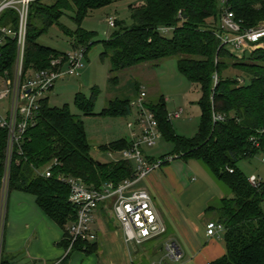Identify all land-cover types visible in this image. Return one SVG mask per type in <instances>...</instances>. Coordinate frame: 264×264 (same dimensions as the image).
<instances>
[{
    "label": "trees",
    "instance_id": "16d2710c",
    "mask_svg": "<svg viewBox=\"0 0 264 264\" xmlns=\"http://www.w3.org/2000/svg\"><path fill=\"white\" fill-rule=\"evenodd\" d=\"M36 0L30 8L24 56V74L50 67L54 58H66L55 50L39 44V38L53 26H60L70 36L75 50H89L101 43L103 60L111 64L109 84H120L118 74L158 65L169 58H178L179 72L201 89L198 106L201 110L199 131L194 138L177 137L167 113L164 97L148 107L155 114L162 139L173 143L175 151L159 159L177 157L196 161L220 185L229 191L214 213L225 228L226 255L211 264H264V192L248 183L239 168L243 160L264 154V39L253 51L240 59L239 55L222 46L217 37L222 14V0H135L129 5L133 24L115 23V33L109 41H96V34L82 28L84 20L96 10L107 8L115 0H54L41 6ZM234 20L243 31L257 29L264 23V0H227ZM72 13L76 31H69L61 20ZM17 14L5 12L0 26L12 22L17 28ZM213 20L216 22L210 24ZM162 29L173 31L168 38ZM17 56V42L8 37L0 46V77L12 80ZM229 69L240 76L226 75ZM116 75V76H115ZM144 87L136 85L138 94ZM100 91L92 96L76 97L78 110L89 116L94 112ZM131 98L110 100L101 113L103 117L122 118L132 115ZM223 115L225 121H214ZM7 132L0 128V213L3 181L7 170ZM131 147V141L120 140L102 146L105 153H118ZM156 158L148 157L149 161ZM8 194L21 192L36 198L38 207L65 230L76 222L77 207L70 202L71 189L64 179L81 180L90 189H101L108 183L118 186L133 178L135 168L130 162H99L92 156L84 122L71 113L68 106L51 107L49 98L34 127H30L20 147L16 148L9 167ZM51 177H46V172ZM232 171V172H231ZM97 245L78 241L72 251H97ZM0 264H9L2 256Z\"/></svg>",
    "mask_w": 264,
    "mask_h": 264
},
{
    "label": "built area",
    "instance_id": "2783aa9c",
    "mask_svg": "<svg viewBox=\"0 0 264 264\" xmlns=\"http://www.w3.org/2000/svg\"><path fill=\"white\" fill-rule=\"evenodd\" d=\"M36 0H0V20L5 12L12 11L17 14L18 24L14 29L12 22L6 26H0V46L8 37L17 42V56L12 80L0 77V102L8 100V105L0 110V128L8 135L7 140V170L3 181V200L8 192L9 167L17 147L24 141L30 127L37 123L42 102L48 98L58 81L67 77H80L79 71L86 58V50H74L66 58H54L50 67L37 72L24 74V56L27 41V31L30 16V8ZM222 14L218 27L217 37L221 39L222 46L230 48L238 55H244L253 51L264 39V23L257 29L243 31L241 25L234 20L227 6V0H222ZM109 25L115 27V20H109ZM163 33L170 31L162 29ZM144 90V89H143ZM132 113L137 115L135 121L127 124L131 132V147L116 154L108 153L114 162L126 161L135 163L133 178L127 179L115 186L108 183L101 189H90L81 180H60L71 189L70 202L77 207L76 222L67 227L71 244L68 251H72L76 242L94 243L98 240L97 234L92 226L95 221L97 210L102 204H110L112 213L124 233L125 242L141 246L151 240L160 238L167 234V223L156 208L150 193L138 187L141 181L147 179L152 173L160 171L166 164L173 162L177 157H168L165 160H148V154L144 147L153 148L160 140L162 133L159 130L155 114L148 107L147 94L142 91L140 95L131 102ZM183 110L172 116L180 118ZM223 115L214 116V121H225ZM264 162V159H263ZM232 172V171H231ZM51 172H46L50 178ZM249 185L259 192H264V179L261 176H249ZM264 207V202H263ZM1 217V214H0ZM2 226H0V262L2 256ZM225 228L218 222L211 221L207 224V233L211 237L220 236ZM167 257L178 262L182 254L174 246L167 247ZM211 264V263H209Z\"/></svg>",
    "mask_w": 264,
    "mask_h": 264
},
{
    "label": "crops",
    "instance_id": "0c3cea01",
    "mask_svg": "<svg viewBox=\"0 0 264 264\" xmlns=\"http://www.w3.org/2000/svg\"><path fill=\"white\" fill-rule=\"evenodd\" d=\"M126 140L131 141V132ZM158 172L138 187L150 193L167 223L166 235L131 249L135 244L125 242L123 231L112 218L111 205L102 204L92 226L98 236L92 243L97 245V251H68L64 246L65 230L38 207L34 196L7 192L5 200L2 195L0 213L5 258L9 264H152L150 259L159 253L158 240L166 246V255L159 264H169L166 259L175 264H209L224 258V234L211 237L207 233V224L218 222L216 215L207 210L218 207L224 198L221 187L214 183L217 181L193 160L173 161ZM189 174L196 176L190 178ZM200 224L205 226L203 237L199 236ZM169 245L180 251L181 261L167 257Z\"/></svg>",
    "mask_w": 264,
    "mask_h": 264
},
{
    "label": "rangeland",
    "instance_id": "374dc122",
    "mask_svg": "<svg viewBox=\"0 0 264 264\" xmlns=\"http://www.w3.org/2000/svg\"><path fill=\"white\" fill-rule=\"evenodd\" d=\"M53 2L54 0H43L40 5L50 6ZM134 2L135 0H115L113 5L91 13L82 23V28L96 34V41H109L117 28L111 27L108 21L112 19L115 20V22H124L126 26H131L133 21L129 13V5ZM72 16V13H67L61 20V25L69 31H76L77 26L72 21ZM209 23L216 25V22L213 20ZM164 35L171 38L173 36V31H168ZM38 42L40 45L64 55L73 54L75 50L70 36H68L60 26H53L50 28L46 34H43L39 38ZM103 52L104 48L101 43L93 46L82 63V69L79 71L80 77H67L63 81H58L54 90L48 95L51 107L63 108L64 106H68L71 113L78 116V118L84 122L85 131L92 147V156L97 161L105 163L113 162L114 159L110 158L109 155L100 150V148L121 138H130V130L127 124L135 121L137 118L135 113L129 117L122 118L101 116L108 102L116 98H131L135 100L142 91L147 94V102L150 101L152 104L157 103L161 97H164L167 103L168 116L183 110L180 118L172 116L171 124L177 137L191 139L196 136L201 122V110L198 106V102L201 99L202 93L198 85L189 82L179 72L177 65L178 58H169L155 66L151 65L133 70L132 72L118 74L117 76L120 77V84L117 88L113 89L109 84L111 64L109 60H103L101 58ZM242 57L243 55H239L240 59ZM226 75L235 77L240 76L241 73L229 69ZM136 85H142L144 90L137 94L135 92ZM94 89H98L100 93L93 114L87 116L78 110L76 97L81 94L85 98H90L92 96V90ZM8 102V100L0 102V110L6 108ZM144 150L149 157L154 156L156 158H161L165 155L174 153L175 146L173 143H169L165 139H162L155 147H144ZM119 158L120 155L116 154L115 159L118 160ZM263 159L264 154L261 153L253 159L241 161L239 163V168L247 177L255 175L261 176L264 179ZM174 161L178 162L181 160L175 159ZM132 165L135 167L134 162H132ZM189 176L191 178L196 175L189 174ZM214 183L221 187L224 198L230 196L229 191L220 185V183L218 184V182L215 181ZM199 232V236L203 237L205 233V226L203 224L199 225ZM156 244L158 245L157 251H159V253L150 259L152 264H159L166 255L164 241L158 240ZM133 247L140 246H130L131 249H133ZM166 261L169 264H175L172 261L169 262L170 260L166 259ZM147 262L149 263V261ZM147 262H145V264H147Z\"/></svg>",
    "mask_w": 264,
    "mask_h": 264
},
{
    "label": "water",
    "instance_id": "95a60500",
    "mask_svg": "<svg viewBox=\"0 0 264 264\" xmlns=\"http://www.w3.org/2000/svg\"><path fill=\"white\" fill-rule=\"evenodd\" d=\"M112 218L115 220V222H117L114 213H112ZM118 223V222H117Z\"/></svg>",
    "mask_w": 264,
    "mask_h": 264
}]
</instances>
